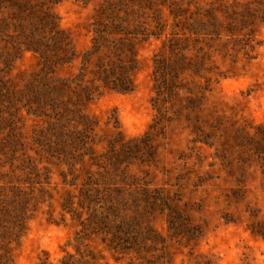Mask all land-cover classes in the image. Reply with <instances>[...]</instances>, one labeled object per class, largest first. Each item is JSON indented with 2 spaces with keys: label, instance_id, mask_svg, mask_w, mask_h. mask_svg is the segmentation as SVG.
<instances>
[{
  "label": "rangeland",
  "instance_id": "rangeland-1",
  "mask_svg": "<svg viewBox=\"0 0 264 264\" xmlns=\"http://www.w3.org/2000/svg\"><path fill=\"white\" fill-rule=\"evenodd\" d=\"M110 207L140 250L82 240L97 264H264V0H0L1 243L55 261Z\"/></svg>",
  "mask_w": 264,
  "mask_h": 264
},
{
  "label": "trees",
  "instance_id": "trees-1",
  "mask_svg": "<svg viewBox=\"0 0 264 264\" xmlns=\"http://www.w3.org/2000/svg\"><path fill=\"white\" fill-rule=\"evenodd\" d=\"M47 20V19H46ZM43 20V25L48 27L47 37L45 39V51L41 54V58L47 62L49 61V56H53V62L57 63H68L70 61L71 52L67 48L69 56L63 59L58 58L57 53L60 50H65V47L69 45L66 40L65 34L58 30L53 22H48V20ZM105 34H108L105 32ZM97 42V41H96ZM96 42L93 43V47L97 46ZM40 42H30L27 46L28 50L36 52L39 48ZM95 45V46H94ZM37 53V52H36ZM40 53V52H38ZM52 55H49V54ZM56 63V64H57ZM130 65H117L107 69L101 63L99 69L102 72L98 73V80L101 83L102 88L111 89L120 93H127L132 90L131 81L127 75ZM156 81V80H155ZM162 86L159 89L164 88L165 80L161 79L157 83ZM82 137V136H80ZM77 140L80 142L82 139ZM108 212L104 214H98L93 211L86 220L85 223L80 224V230L75 235V240L78 244L73 246V253L64 252L63 256L55 261H50L48 256L44 255V258L39 259L36 264H97V256L91 250H81L80 246L82 240L89 239L93 237L103 245V249L111 251L116 255H124L128 252H139L141 243V232L139 226L133 220H127L117 217V212L115 213L114 208H107ZM110 211V212H109ZM112 217H117L118 221H111ZM252 233L264 240V224H261L259 230L252 231ZM0 264H13L12 255L10 249L3 245L0 241Z\"/></svg>",
  "mask_w": 264,
  "mask_h": 264
}]
</instances>
